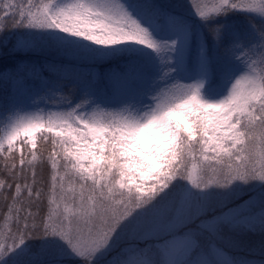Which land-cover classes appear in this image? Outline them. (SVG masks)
<instances>
[{
  "label": "snow or ice",
  "instance_id": "snow-or-ice-1",
  "mask_svg": "<svg viewBox=\"0 0 264 264\" xmlns=\"http://www.w3.org/2000/svg\"><path fill=\"white\" fill-rule=\"evenodd\" d=\"M10 36L45 107L0 111V264H264V0H0Z\"/></svg>",
  "mask_w": 264,
  "mask_h": 264
},
{
  "label": "trees",
  "instance_id": "trees-1",
  "mask_svg": "<svg viewBox=\"0 0 264 264\" xmlns=\"http://www.w3.org/2000/svg\"><path fill=\"white\" fill-rule=\"evenodd\" d=\"M130 3L139 2V0H128ZM160 3H171L173 0H158ZM239 19V18H234ZM12 48V37H8L7 47L0 46V71L5 69H13L21 60L22 55L13 54L10 49ZM25 60H35V57H24ZM108 65H100V71ZM38 90L37 83L29 78L24 77L23 83L19 86H14V83L10 80L7 83L0 81V111L4 108H11L14 106L28 105L33 103H39L40 98L35 93ZM41 104H43L41 102ZM17 156L20 154V145H17ZM29 151L31 148L29 146ZM2 166V163H0ZM255 239V238H253Z\"/></svg>",
  "mask_w": 264,
  "mask_h": 264
},
{
  "label": "rangeland",
  "instance_id": "rangeland-1",
  "mask_svg": "<svg viewBox=\"0 0 264 264\" xmlns=\"http://www.w3.org/2000/svg\"><path fill=\"white\" fill-rule=\"evenodd\" d=\"M128 2H129V1H128ZM201 2H208V0H201ZM129 3H130V2H129ZM37 104H39V106H40L41 108L45 107L44 103L41 104V101H39V103H37ZM19 107L22 108V109H24V110H31V109H32V104H28V105H20Z\"/></svg>",
  "mask_w": 264,
  "mask_h": 264
}]
</instances>
